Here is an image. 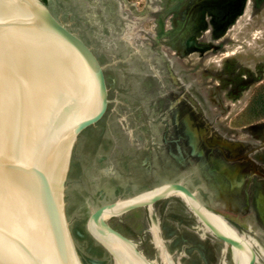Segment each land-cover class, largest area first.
I'll list each match as a JSON object with an SVG mask.
<instances>
[{"label": "rangeland", "instance_id": "rangeland-1", "mask_svg": "<svg viewBox=\"0 0 264 264\" xmlns=\"http://www.w3.org/2000/svg\"><path fill=\"white\" fill-rule=\"evenodd\" d=\"M43 1L95 53L107 85L106 111L75 134L62 183L80 264H116L88 229L94 210L175 183L264 264V0L223 27L208 14L195 30L203 51L185 47L194 13L226 0ZM105 221L154 264L163 251L174 264H237L178 193Z\"/></svg>", "mask_w": 264, "mask_h": 264}, {"label": "water", "instance_id": "water-1", "mask_svg": "<svg viewBox=\"0 0 264 264\" xmlns=\"http://www.w3.org/2000/svg\"><path fill=\"white\" fill-rule=\"evenodd\" d=\"M88 68L98 77L101 108L84 120ZM107 103L95 53L43 0H0V264H80L64 217L62 183L75 134L96 123ZM174 186L195 199L182 183ZM114 204L94 210L91 217L103 226L88 229L117 264H143L101 217ZM212 233L233 247L238 244ZM256 258L252 250L249 264Z\"/></svg>", "mask_w": 264, "mask_h": 264}, {"label": "bare ground", "instance_id": "bare-ground-1", "mask_svg": "<svg viewBox=\"0 0 264 264\" xmlns=\"http://www.w3.org/2000/svg\"><path fill=\"white\" fill-rule=\"evenodd\" d=\"M207 47L208 46H206V45H198L194 48H196L197 50L203 51V50L207 49ZM83 94L84 95H82V101H83L84 106H85L84 120H87V119L91 118L92 116H94L101 108V93H100V88H99L98 77L96 75V71L95 72L91 71L90 68L86 69V83L84 86ZM174 185L175 184L164 185V186L158 187L155 190H152L151 192H145V193L139 194V195H137L133 198H130V199L112 202L115 204L111 207H107L104 211H102L101 217L106 219V217L108 215L116 214V213L121 212L122 210L128 209L130 207H133L136 205L151 204L153 202V197L156 195L167 196V195L172 194L176 191L182 192L184 195H186L183 191H181L180 189H177ZM182 193H179V194L183 195ZM193 200L198 204L196 198ZM187 201H188V203L191 204V206L194 208L196 213H198L200 215L201 219L204 221V224H205L204 228L210 227L213 232L225 235L227 237H232V238L237 240L238 244L236 246H234V259L236 260L237 264H249V261L252 258V250H250L251 244L249 242L243 241L242 238L239 239V237H237L235 235V233L228 226H226L225 222H222L217 217H215V218L212 217V215H210V214H208V215L204 214L201 211V209L198 208L193 203V201H190L188 199H187ZM89 223H90L89 225H91V224L101 225L97 222H94L92 217H91ZM101 226H103V225H101ZM126 241H128V240H126ZM128 242L133 248V244L130 241H128ZM113 257H114L115 262L117 264V258L114 256V254H113ZM139 257L141 258V255H139ZM142 258H141V260H142L143 264H149V262L147 260H145L144 258L142 259ZM163 259H164V264H173L169 260L168 256L165 255V253L163 254Z\"/></svg>", "mask_w": 264, "mask_h": 264}, {"label": "flooded vegetation", "instance_id": "flooded-vegetation-1", "mask_svg": "<svg viewBox=\"0 0 264 264\" xmlns=\"http://www.w3.org/2000/svg\"><path fill=\"white\" fill-rule=\"evenodd\" d=\"M246 1L247 0H226L225 2L219 4V5H214L212 7H209V8H200L198 10H196V12L194 13V19L191 21V25L190 27L192 28L191 32L187 34L186 38H185V47L186 48H190V49H193L194 47L198 46V45H203V44H200L198 41H197V35L195 34V30H197L199 27H203L204 25V21L206 19V17L208 16V14L212 15L213 17V20L215 22H219V25L221 27H223L224 25H226L225 23H227L229 21L230 18L232 17H236L237 14H239V12H242L244 9H245V4H246ZM192 5L191 3L189 2L188 4L185 5V7H183V9L181 10V18L183 20H186L187 21V17L190 15V12L192 11ZM193 13V12H192ZM207 46V45H206ZM196 49V48H194ZM158 187H156L155 189H157ZM153 189V190H155ZM152 191V190H151ZM151 191H148V192H151ZM174 193H182V192H179V191H176ZM183 194V193H182ZM181 195V194H180ZM185 201L188 203L187 199L190 200V201H193V203L201 209V211L208 215H212V217H217L219 218L222 222H224L219 216H216L214 214H212L211 212L207 211L206 209H204L200 203H196L193 199L191 198H188L186 195H181ZM130 199V198H128ZM190 205V207L194 210V208L191 206L190 203H188ZM145 205H151V204H145ZM127 210V209H125ZM124 210H122L121 212H123ZM194 212L196 213V211L194 210ZM119 213V212H118ZM199 217V219L203 222V226L205 227V224H204V221L201 219L200 215L198 213H196ZM226 224V223H225ZM227 226V224H226ZM211 232H213L211 230V228H205ZM237 236V235H236ZM239 237V236H237ZM218 238V237H217ZM241 237H239L240 239ZM99 240V239H98ZM243 241L245 242H249L245 239L242 238ZM100 241V240H99ZM101 242V241H100ZM224 242V241H223ZM102 243V242H101ZM250 243V242H249ZM251 244V243H250ZM251 248V247H250ZM109 250V249H108ZM162 253H165V251H163ZM162 253H161V256H162ZM139 255H141L140 253H137ZM113 255V254H112ZM166 256H168L166 253H165ZM233 255H234V247H233ZM144 258L145 260L148 261V259H146V257H144L143 255H141V258ZM142 258V259H143ZM163 258V257H162ZM169 258V257H168ZM169 260L171 261V259L169 258ZM149 264H154V263H151L150 261H148ZM161 262V261H160ZM160 262H157V263H160ZM164 262V260H163ZM172 263V261H171ZM164 264V263H163ZM174 264V263H173Z\"/></svg>", "mask_w": 264, "mask_h": 264}]
</instances>
